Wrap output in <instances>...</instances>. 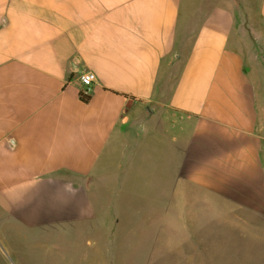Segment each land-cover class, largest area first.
Returning <instances> with one entry per match:
<instances>
[{
  "label": "crops",
  "instance_id": "crops-1",
  "mask_svg": "<svg viewBox=\"0 0 264 264\" xmlns=\"http://www.w3.org/2000/svg\"><path fill=\"white\" fill-rule=\"evenodd\" d=\"M245 2L0 0V228L116 226L139 179L150 210L189 189L263 211L264 0Z\"/></svg>",
  "mask_w": 264,
  "mask_h": 264
},
{
  "label": "rangeland",
  "instance_id": "rangeland-1",
  "mask_svg": "<svg viewBox=\"0 0 264 264\" xmlns=\"http://www.w3.org/2000/svg\"><path fill=\"white\" fill-rule=\"evenodd\" d=\"M237 1H251L252 10H259L260 0ZM160 155H149L150 167ZM134 171L145 175L140 165ZM148 177L150 182L154 176ZM137 181H127L120 193L128 200L116 226L110 218L67 232L3 225L0 264H264V209L253 215L217 194L202 191L194 199L187 189L184 210H177L176 201L166 211L150 210L142 179Z\"/></svg>",
  "mask_w": 264,
  "mask_h": 264
},
{
  "label": "built area",
  "instance_id": "built-area-1",
  "mask_svg": "<svg viewBox=\"0 0 264 264\" xmlns=\"http://www.w3.org/2000/svg\"><path fill=\"white\" fill-rule=\"evenodd\" d=\"M80 94L88 95V92L93 84V74L90 71L81 72L79 75Z\"/></svg>",
  "mask_w": 264,
  "mask_h": 264
},
{
  "label": "trees",
  "instance_id": "trees-1",
  "mask_svg": "<svg viewBox=\"0 0 264 264\" xmlns=\"http://www.w3.org/2000/svg\"><path fill=\"white\" fill-rule=\"evenodd\" d=\"M80 98H81V100H83V101H88L90 97H89L88 95L80 94Z\"/></svg>",
  "mask_w": 264,
  "mask_h": 264
},
{
  "label": "water",
  "instance_id": "water-1",
  "mask_svg": "<svg viewBox=\"0 0 264 264\" xmlns=\"http://www.w3.org/2000/svg\"><path fill=\"white\" fill-rule=\"evenodd\" d=\"M147 109H148L149 113H151V109L148 106H147Z\"/></svg>",
  "mask_w": 264,
  "mask_h": 264
}]
</instances>
